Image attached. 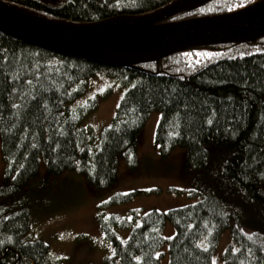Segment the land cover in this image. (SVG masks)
<instances>
[{"label":"trees","instance_id":"trees-1","mask_svg":"<svg viewBox=\"0 0 264 264\" xmlns=\"http://www.w3.org/2000/svg\"><path fill=\"white\" fill-rule=\"evenodd\" d=\"M6 1L44 16L86 22L146 13L171 0ZM255 1L209 0L168 20L225 13ZM99 73L125 87L96 138L89 119L104 93L79 98ZM155 110L160 112L155 142L163 152L186 149L189 191L197 199L166 212L151 209L123 242L112 232L114 252L105 264H159L164 243L169 264H215L226 231L230 240L222 264H264V36L117 66L1 31L0 264H63L45 240L30 237L36 220L53 214L42 206L86 187L90 193L110 188L123 161L128 171L135 170L139 136ZM168 221L175 232L166 239L162 229Z\"/></svg>","mask_w":264,"mask_h":264},{"label":"rangeland","instance_id":"rangeland-1","mask_svg":"<svg viewBox=\"0 0 264 264\" xmlns=\"http://www.w3.org/2000/svg\"><path fill=\"white\" fill-rule=\"evenodd\" d=\"M124 87L119 79L99 73L90 78L88 91L79 98H90L101 93L105 95L98 97V106L89 119L96 138L99 134L97 131L110 123ZM159 117L160 112L155 110L146 120L139 136V163L135 170L128 171L125 168L127 164L123 161L125 167L122 163L118 178L110 188L101 192L92 189L90 193L86 187L81 192L76 191L62 197L58 195L53 202L45 203L42 207L53 214L36 220L30 237L45 240L51 254L63 258V264H105V258L112 256L114 252V244L107 233L115 232L117 238L124 241L133 226L140 222L142 215L151 209L165 212L195 201L197 196L191 195L189 191L192 186L191 174L184 168L186 149L175 147L163 152L155 142ZM2 171L0 151V181ZM133 191L139 192L128 199L111 201L115 195ZM37 211L41 212L39 208ZM123 217L127 218L129 224L122 226L120 222ZM174 232V226L168 221L164 236L170 238ZM229 240V232L226 231L214 253L215 264L223 263L222 253ZM159 257V264H169L167 243H164Z\"/></svg>","mask_w":264,"mask_h":264},{"label":"water","instance_id":"water-1","mask_svg":"<svg viewBox=\"0 0 264 264\" xmlns=\"http://www.w3.org/2000/svg\"><path fill=\"white\" fill-rule=\"evenodd\" d=\"M207 1L171 0L146 13L78 22L44 16L0 0V31L64 55L117 66L156 61L193 47L264 36V0L225 13L168 20Z\"/></svg>","mask_w":264,"mask_h":264},{"label":"bare ground","instance_id":"bare-ground-1","mask_svg":"<svg viewBox=\"0 0 264 264\" xmlns=\"http://www.w3.org/2000/svg\"><path fill=\"white\" fill-rule=\"evenodd\" d=\"M205 46H209V45H205ZM193 48H195V47H193ZM198 48V47H197ZM114 55H119V54H114ZM128 54H121V56H123V57H126ZM131 55V54H130ZM131 56H134V55H131ZM147 56H152L151 54L150 55H147ZM201 56H204V55H202V54H197V58H200ZM196 58V59H197ZM141 138V137H140ZM140 140V139H139ZM133 192H136V191H133ZM119 195V194H118ZM114 202H117L116 200L114 201ZM194 202V201H193ZM192 203V202H191ZM189 204V203H188ZM168 211V210H167ZM166 212V211H165ZM147 213V212H146ZM145 214V213H144ZM116 216V215H115ZM119 218V217H118ZM123 218H126V217H123ZM123 218H121V219H123ZM125 224H127V223H125ZM125 224H122V226H125ZM129 224V223H128ZM172 224V223H171ZM173 225V224H172ZM165 226H166V223L164 224V227H163V229H162V235L164 236V229H165ZM174 226V225H173ZM134 227V226H133ZM132 230V229H131ZM131 232V231H130ZM112 234V233H111ZM111 234H109V238H110V240H111V238H113L114 236H115V239L116 240H119V241H121L120 239H118L117 238V235L115 234L114 236L112 235V237H111ZM130 234V233H129ZM129 236V235H128ZM108 237V236H107ZM165 237V236H164ZM172 237V236H171ZM128 238V237H127ZM127 238H125V240L127 239ZM166 238V237H165ZM166 239H169V238H166ZM124 240V241H125ZM123 242V241H122ZM112 244H113V242H112ZM114 248V247H113ZM107 258V257H106ZM105 258V259H106Z\"/></svg>","mask_w":264,"mask_h":264}]
</instances>
